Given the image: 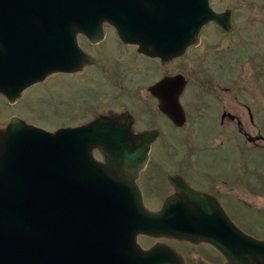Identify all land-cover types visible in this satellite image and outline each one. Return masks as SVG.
<instances>
[{
  "label": "water",
  "instance_id": "1",
  "mask_svg": "<svg viewBox=\"0 0 264 264\" xmlns=\"http://www.w3.org/2000/svg\"><path fill=\"white\" fill-rule=\"evenodd\" d=\"M105 20L122 38L132 30L127 23H156L177 37L180 51L199 43L210 21L233 28L231 8L217 10L210 0H0V93L13 103L49 74L91 62L77 35L101 38ZM162 109L183 122L178 100ZM131 122L97 113L48 129L13 114L0 126V264H185L163 241L144 247L139 234L207 242L227 264H264V238L180 176L169 175L177 192L159 208L145 204L136 179L158 131L135 132Z\"/></svg>",
  "mask_w": 264,
  "mask_h": 264
},
{
  "label": "rangeland",
  "instance_id": "2",
  "mask_svg": "<svg viewBox=\"0 0 264 264\" xmlns=\"http://www.w3.org/2000/svg\"><path fill=\"white\" fill-rule=\"evenodd\" d=\"M210 2L217 10L231 8L233 28L225 31L214 21L208 22L199 32V45L191 46L189 56L173 62L171 69L184 70L196 79L193 91H196L197 85L201 90L208 88L211 92L209 97L215 102L212 114L210 116L207 113L202 114V123L198 125V130L201 131L207 126L205 121L208 117L211 120L213 118L219 120L222 104L225 103L226 108L240 113L244 127L250 134L257 132L264 134V0H210ZM113 40L114 38H110L103 44L108 52L114 53L116 48ZM189 57L193 59L195 71L189 70ZM136 60L139 64L145 62L144 59ZM187 65L188 71L185 70ZM98 72L97 69L91 68L83 77L61 72L49 74L45 79L27 86L13 103L0 93V126L5 125L13 114L48 129L66 124L74 125L90 118L94 109L83 105L85 97L83 96L82 101L79 94L92 91V87L97 85L95 80ZM197 72L199 74H196ZM80 102L83 104L80 105ZM247 105L251 107L254 125L249 121ZM211 127L213 128L212 125ZM163 128V138L156 141L153 146L156 150L155 159L158 162L161 159L160 163L163 165L156 164L154 159L144 174L145 180H149L150 172L154 174L149 180V184L153 185H148L145 189V204L153 209L158 208L160 197L167 190L164 176L171 170V143L181 142L177 138L175 127L164 124ZM204 134H199L200 140L204 138ZM237 139L241 141L240 150L218 151L212 154L205 164L199 162L197 168L186 165L188 181L204 185L206 179L202 177L203 174L206 176L207 172L220 173L228 177L233 173L234 165H239L242 197L255 196V193L259 194L256 189L263 187L260 192L262 196L259 200L257 197L254 200L263 203L258 207H264V141H259L262 142L261 146H255L247 141L243 134ZM214 140L220 141L219 138ZM226 146L230 147L228 143ZM164 166L165 169L161 170ZM152 186H155L157 191L160 190V193H151V190H155ZM248 186H253V190H249ZM224 208L243 230L264 238V211L257 212L255 210L257 207L245 206L240 202L226 204ZM138 240L144 247L155 241L169 244L183 255L185 264H227L224 256L207 242L191 243L186 240L144 234H139Z\"/></svg>",
  "mask_w": 264,
  "mask_h": 264
},
{
  "label": "flooded vegetation",
  "instance_id": "3",
  "mask_svg": "<svg viewBox=\"0 0 264 264\" xmlns=\"http://www.w3.org/2000/svg\"><path fill=\"white\" fill-rule=\"evenodd\" d=\"M127 26L132 28V30L127 31L126 38H122L115 25L106 20L102 22L103 36L101 38L92 40L84 33L78 34L79 46L86 54L93 57V60L85 62L75 71H61V73L83 77L92 68L97 69L99 75L95 80L97 85L92 87L93 89L90 93L79 94L80 100L83 101V96L85 97L84 104L80 102V105L83 104L89 109H94L93 113L90 118L75 125L85 123L94 118L97 113H102L110 117H116L121 124L132 120V130L135 132L145 129H157L158 134L151 141L148 150L147 162L136 179L144 202L145 189L148 185H153L149 184V180L150 177H154V174L150 172L149 180H145L144 174H146L149 163L156 156V150L153 149L154 143L163 138V125L167 124L169 127L173 126L176 128L177 138L181 142L171 143V170L166 172L165 176L163 175L167 190L160 197L158 207L162 205L164 199L170 193L177 192L175 184L169 180V175L174 174L180 176L189 186L211 194L223 207L226 204L240 202L245 206L257 207L255 208L257 212L264 211V207H258L259 204L263 205V203H258L259 197L262 196L260 192H262L263 187L256 189L259 194L250 191V193H255V196L242 197L239 165H234L233 173L228 177L225 174L210 172H207L206 176L204 174L203 176L201 175L206 179V184L204 185H197L188 181V174L185 171L186 165L197 168L199 162L205 164L204 162H207L212 154H216L218 151L240 150L241 141L239 142L237 139L238 136L241 137L243 134L246 140L255 146H261L262 142L259 141H264V134L260 132L250 134L244 127L240 113L226 108L225 103L222 104L219 120L216 121V118L211 120L208 117L205 121L207 126H204L201 131L198 130V125L202 123V114L207 113L209 116L212 114V106L215 102H212L213 100L211 101V97H209L211 92H209L208 88L203 91L197 85L196 91H193L196 79L184 70L171 69V65L173 62L176 63L179 58L188 57V51L191 46L199 45L200 42L198 44H187L180 51L177 37L171 36V31L165 29L157 30L158 25L156 23L140 21L127 23ZM169 26L171 29L177 28L176 24ZM176 32L177 29L175 34ZM110 38H114V47L116 48L114 53L108 52L103 44L105 40ZM136 59H144L145 62L139 64ZM189 60V70L195 71L192 57H189ZM186 68L185 70L188 71V65ZM196 70L198 71V69ZM193 71L191 72L192 75ZM196 74H199V72ZM162 81L164 84L158 86V83ZM104 82L107 84H103ZM181 83L182 88L178 92V87ZM177 100L184 112V120L180 124L173 121L162 109V105L170 108L177 107ZM247 110L249 112V121L254 125L255 119L251 107L248 105ZM226 126L234 127L229 128ZM199 134H204L202 140H200ZM215 138L220 139V141L218 140L219 143L218 141L215 142ZM227 143L233 149L226 146ZM93 156L97 160L104 161V155L96 147L93 149ZM160 160L159 162L156 159L154 161L158 165H163ZM165 167H162L161 170H164ZM152 188L155 190L150 189L151 193H160V190L157 191L155 186H152ZM253 188V186H248L249 190H253ZM255 197L258 198L257 201L254 200ZM239 227L241 228V226Z\"/></svg>",
  "mask_w": 264,
  "mask_h": 264
}]
</instances>
